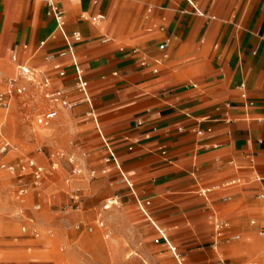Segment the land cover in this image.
I'll list each match as a JSON object with an SVG mask.
<instances>
[{"label":"crops","instance_id":"crops-1","mask_svg":"<svg viewBox=\"0 0 264 264\" xmlns=\"http://www.w3.org/2000/svg\"><path fill=\"white\" fill-rule=\"evenodd\" d=\"M57 2L66 31L82 36L75 54L96 117L95 123L84 104L60 111L64 137L74 136L86 151L89 171L99 173L105 152L97 125L132 188L120 183L113 166L106 174L116 178L110 185L124 188L138 209L137 201L148 202L147 217L139 209L141 214L162 233L169 231L191 263L215 259L210 218L216 214L225 223L218 263H244L248 257L242 255L241 236H261L264 229V0H196L202 16L185 0ZM83 15H103L104 20L94 24ZM105 37L110 42L103 43ZM63 49L44 0H0L3 71L5 56L13 64L14 53L19 63L50 74L54 89L79 99L69 59L57 60L66 70L62 80L45 60ZM142 56L151 67L155 59L162 60L156 74L140 67ZM231 181L238 183L221 187ZM107 184L102 179L91 188L106 189ZM117 199L107 200L101 211L112 201L117 205ZM250 250L251 256L264 257L254 245ZM47 263L59 262L42 264Z\"/></svg>","mask_w":264,"mask_h":264},{"label":"rangeland","instance_id":"rangeland-1","mask_svg":"<svg viewBox=\"0 0 264 264\" xmlns=\"http://www.w3.org/2000/svg\"><path fill=\"white\" fill-rule=\"evenodd\" d=\"M39 1L43 3V0ZM9 56H5L8 62L6 71L0 62V92L4 81L14 75L15 67L9 62ZM23 98H17L7 113L0 110V143L4 138L17 148L16 152L0 156V162L15 165L20 160L30 159L47 169L53 156L56 171L45 178L40 196L30 189L20 203L15 199L17 179L0 169L1 264H178L171 246L182 264H194L180 252L177 243L170 240L169 231L163 233L168 244L162 240L134 200L123 193L124 188L110 185L116 178L100 174L95 178L90 176L92 165L86 158V151L77 145L74 136L64 137L65 123L60 118L49 127L36 125V114L23 108L22 101L27 102V97ZM72 130L84 131L82 128ZM69 156H73L81 168L80 176H70L72 166L66 160ZM102 179H107L106 189L92 190L91 185ZM26 182L31 183L29 176ZM82 194L88 199L84 201ZM115 197H118L117 205L107 203L108 210L101 211L106 201ZM38 204L40 208L35 210L34 206ZM216 218L223 224L218 234L215 232ZM210 221V241L217 245L215 259L207 264H220L218 254L224 249L219 243L225 239V223L218 214ZM100 223H103L102 227ZM23 227L25 232H22ZM241 245L242 255L248 257L242 264L264 260L262 256H251L250 250V245H254L257 251L264 252V237L257 234L254 237L241 236ZM233 257L234 254L228 253V259Z\"/></svg>","mask_w":264,"mask_h":264},{"label":"built area","instance_id":"built-area-1","mask_svg":"<svg viewBox=\"0 0 264 264\" xmlns=\"http://www.w3.org/2000/svg\"><path fill=\"white\" fill-rule=\"evenodd\" d=\"M187 4L195 11L196 14L202 16L197 10L196 0H185ZM95 3V1H94ZM46 7V15L51 18L55 25V33L59 36L64 43V49L56 52L50 53L46 56L45 60L52 65L51 70L54 75L62 80L66 76V70L64 66L61 65L57 60L59 59H69L68 67L72 69L73 73V88L75 92L79 95V99L71 100L66 94L64 89L52 87L54 81L50 74L45 71L35 69L27 64L19 63L16 54L12 53L10 60L14 64V75L4 81L3 90L0 92V110L3 112H8L12 104L17 98L27 97V102L25 98L23 102V108L29 109L30 112L36 114L35 123L38 126L49 127L57 119L60 111H71L74 108L84 104L88 108V116L96 123V117L93 107V100L88 93V83L84 78L83 70L81 69L75 54V46L82 41V36L79 32L68 33L66 31V19L63 11L58 5L57 0H44ZM151 12V8L148 9V13ZM84 20H90L94 24H98L104 20L103 15H97L94 18H84ZM163 31V28H160ZM103 43L110 42V39L105 37L102 40ZM45 42L40 43V47H43ZM167 43H163L158 46L159 51H164ZM133 54H138L136 50L132 51ZM161 59H155L153 64L155 67H151V64L145 57H141L139 65L142 68H149L153 74L158 72V66L161 65ZM244 98V96H243ZM96 130L98 136L101 140L102 149L105 155L102 159V163L105 166L99 173L91 170L90 176L92 178L100 175H106L108 173V167L113 166L120 176V183L126 185L128 188H132V184L129 182L128 178L121 171L120 163L113 151L111 144L107 138L103 136L98 126L96 125ZM17 148L9 140L2 138L0 143V156H6L9 153L16 152ZM60 158L63 155H57ZM53 156L50 157L51 164L49 165V170L43 166L37 165L33 160L25 159L18 161L15 165L0 162V169L8 171L17 179V187L15 190V199L20 203L23 202L24 197L28 194L31 189L36 192L37 195L42 194V185L45 178L55 170L54 163H52ZM67 163L72 166L70 176L77 177L81 175V168L76 165L73 156L67 157ZM31 178V183L28 185L26 182V177ZM238 182L231 181L224 184L223 188H228L236 185ZM115 204L114 201L110 205ZM140 211L147 217L145 207L149 204L148 202L137 201ZM40 205L34 206L35 210H38ZM215 218V217H214ZM100 227L103 223L99 224ZM154 226V225H153ZM162 240L168 244V239L163 235V233L154 226ZM223 224L218 223L216 218L215 232L219 233ZM225 227V225H224ZM22 232H25V227L22 228ZM260 235L264 236V229L260 231ZM233 241H238L239 236H234ZM172 254L174 255L178 264H181L179 255L175 253V249L170 248ZM47 264H60V263H47ZM255 264V263H252Z\"/></svg>","mask_w":264,"mask_h":264}]
</instances>
